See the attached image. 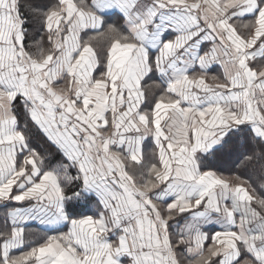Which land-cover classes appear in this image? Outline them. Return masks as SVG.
Masks as SVG:
<instances>
[{
    "label": "snow or ice",
    "instance_id": "1",
    "mask_svg": "<svg viewBox=\"0 0 264 264\" xmlns=\"http://www.w3.org/2000/svg\"><path fill=\"white\" fill-rule=\"evenodd\" d=\"M0 207V264H264V0H0Z\"/></svg>",
    "mask_w": 264,
    "mask_h": 264
},
{
    "label": "trees",
    "instance_id": "2",
    "mask_svg": "<svg viewBox=\"0 0 264 264\" xmlns=\"http://www.w3.org/2000/svg\"><path fill=\"white\" fill-rule=\"evenodd\" d=\"M151 139L146 142V147L147 148H154L153 144L151 143ZM34 147L37 148L38 151L41 153H50L53 157H56L58 159V154L56 153V149L54 146L49 144L46 141V138L42 136V134H35L34 135V140H33ZM55 161L53 160V163ZM238 161L235 156H232L224 161H217L216 162V167L219 170H222L225 174L229 173H235V174H244V175H252V168H245V167H238L237 166ZM5 209L0 207V222H2L4 214H5ZM31 227L38 231L40 235H45V234H51V233H45L42 231V228H38L37 225H31Z\"/></svg>",
    "mask_w": 264,
    "mask_h": 264
},
{
    "label": "crops",
    "instance_id": "3",
    "mask_svg": "<svg viewBox=\"0 0 264 264\" xmlns=\"http://www.w3.org/2000/svg\"><path fill=\"white\" fill-rule=\"evenodd\" d=\"M210 74H215V75H220L221 74V69L218 67V66H213V68L210 70ZM151 138H148L145 140L144 144H143V150H144V153L147 155V154H150L154 148H147L146 147V142L148 140H150ZM151 143L153 144V147H154V143L153 141H151ZM32 225H37L36 223H33ZM42 228V226L40 227ZM63 231H66L67 229H62Z\"/></svg>",
    "mask_w": 264,
    "mask_h": 264
}]
</instances>
